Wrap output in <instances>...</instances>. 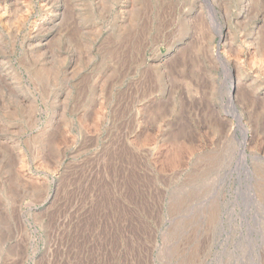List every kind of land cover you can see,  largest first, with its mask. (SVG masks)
<instances>
[{"label":"rangeland","instance_id":"1","mask_svg":"<svg viewBox=\"0 0 264 264\" xmlns=\"http://www.w3.org/2000/svg\"><path fill=\"white\" fill-rule=\"evenodd\" d=\"M0 264H264V0H0Z\"/></svg>","mask_w":264,"mask_h":264}]
</instances>
